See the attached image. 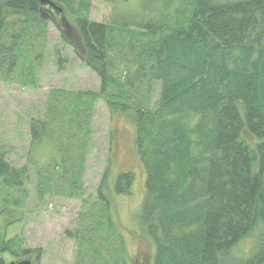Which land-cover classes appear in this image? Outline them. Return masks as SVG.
<instances>
[{"label":"trees","instance_id":"1","mask_svg":"<svg viewBox=\"0 0 264 264\" xmlns=\"http://www.w3.org/2000/svg\"><path fill=\"white\" fill-rule=\"evenodd\" d=\"M50 1L56 11L36 0H0V72L10 74L29 52L46 53L47 25L58 29L57 18L66 14L74 35L69 42L61 37L62 44L100 87L51 91L40 118L29 120L30 145L49 141L60 155L35 169V199L83 192L90 125L102 101L111 117L134 125L145 175L140 220L155 247L151 264H264V0H137V22L120 16L110 25L88 20L93 0ZM66 65L63 57L56 64L62 71ZM10 153L0 143V186L21 194L15 209H4L6 225L32 197L33 165L14 168ZM133 180L132 173L118 174L114 193L129 194ZM107 186L104 173L97 202L83 212L92 225L80 222L67 233L78 264H126ZM248 238L251 252L236 256ZM21 243L0 233V264L29 253L40 258V250Z\"/></svg>","mask_w":264,"mask_h":264},{"label":"rangeland","instance_id":"2","mask_svg":"<svg viewBox=\"0 0 264 264\" xmlns=\"http://www.w3.org/2000/svg\"><path fill=\"white\" fill-rule=\"evenodd\" d=\"M139 12L137 0H93L88 20L110 25L116 18L123 16L126 21L137 22ZM65 15L57 18L58 29L47 25L44 34L46 47L43 44L40 47L44 46L46 53L29 52L27 61L21 57L17 59V67L10 74L0 72V143L10 147L11 153L7 160L14 168L29 164L30 160L33 165L30 167L32 175L35 169L52 163L50 157L57 161L60 158L52 146L54 144L49 141L43 140L33 147L30 145L29 120L40 118L48 94L62 89L97 93L100 87L96 75L80 63L69 47L66 49L62 44L61 37L69 42L74 35L73 29L65 26ZM117 22L120 23L119 20ZM62 57L67 61L63 71L56 66ZM30 79L35 81L34 86ZM23 83L27 86H23ZM157 94L153 93L152 102ZM90 131L83 192L79 191V196L75 197L47 193L39 202L32 192L38 181L33 175L28 188L32 193L31 200H28L24 208L11 212L15 214L16 222L6 225L10 223L11 217H8L9 212H4V209H15L14 199H18L21 194L18 191H5L0 186V233L5 230L6 239L20 238V248L40 250V258H36L35 253H29L24 258L34 264H78V247L67 233L73 235L80 222L92 225L91 218L84 216L83 212L89 203L97 202L96 190L104 173H107V194L112 219L119 225L123 236L126 264H151L155 247L140 220L145 175L134 149V125L124 116L111 117L104 103L98 101ZM120 173H132L134 176L129 194L114 193V180ZM69 184L66 175L63 186ZM253 245L254 239L248 238L237 245L234 254L245 257Z\"/></svg>","mask_w":264,"mask_h":264},{"label":"water","instance_id":"3","mask_svg":"<svg viewBox=\"0 0 264 264\" xmlns=\"http://www.w3.org/2000/svg\"><path fill=\"white\" fill-rule=\"evenodd\" d=\"M42 7H49L56 11L55 5L50 0H36ZM8 264H34L31 260H22L20 262H9Z\"/></svg>","mask_w":264,"mask_h":264},{"label":"flooded vegetation","instance_id":"4","mask_svg":"<svg viewBox=\"0 0 264 264\" xmlns=\"http://www.w3.org/2000/svg\"><path fill=\"white\" fill-rule=\"evenodd\" d=\"M34 263V262H33Z\"/></svg>","mask_w":264,"mask_h":264}]
</instances>
